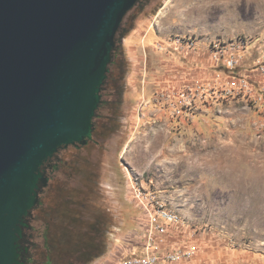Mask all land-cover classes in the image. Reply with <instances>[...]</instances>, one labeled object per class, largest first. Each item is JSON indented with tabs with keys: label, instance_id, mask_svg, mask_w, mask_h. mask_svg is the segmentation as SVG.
<instances>
[{
	"label": "rangeland",
	"instance_id": "obj_1",
	"mask_svg": "<svg viewBox=\"0 0 264 264\" xmlns=\"http://www.w3.org/2000/svg\"><path fill=\"white\" fill-rule=\"evenodd\" d=\"M118 49L105 133L47 214L80 211L68 248L80 264L142 255L136 181L181 217L165 242L193 251L182 264H264V0H140Z\"/></svg>",
	"mask_w": 264,
	"mask_h": 264
},
{
	"label": "water",
	"instance_id": "obj_2",
	"mask_svg": "<svg viewBox=\"0 0 264 264\" xmlns=\"http://www.w3.org/2000/svg\"><path fill=\"white\" fill-rule=\"evenodd\" d=\"M140 0H0V264H23L43 164L86 144L119 34Z\"/></svg>",
	"mask_w": 264,
	"mask_h": 264
},
{
	"label": "flooded vegetation",
	"instance_id": "obj_3",
	"mask_svg": "<svg viewBox=\"0 0 264 264\" xmlns=\"http://www.w3.org/2000/svg\"><path fill=\"white\" fill-rule=\"evenodd\" d=\"M114 80H116L115 74L113 75ZM113 94L111 86L105 83L102 89V103L94 119V131L88 142L61 148L43 164L42 170L49 177V181L46 186L41 187L39 202L26 218L29 225L24 228V238L20 241L23 248H27V251H23L21 256L23 264H80V261H77V249L68 248V244L64 241L67 236L64 225L69 222L74 228L78 229L82 222L78 219L81 217L80 211L77 213L75 211L74 215H68L60 211L53 216L54 218H48L47 214L56 202V191L61 181V177L58 176L64 174L67 170H74V165H81V163L86 162V151L89 150L90 144H95L98 147L99 138L105 133L101 126H98V121L105 119V116L101 113L111 103ZM76 204L82 208L79 203L75 202L74 205ZM51 221L56 224L57 231L52 230Z\"/></svg>",
	"mask_w": 264,
	"mask_h": 264
},
{
	"label": "built area",
	"instance_id": "obj_4",
	"mask_svg": "<svg viewBox=\"0 0 264 264\" xmlns=\"http://www.w3.org/2000/svg\"><path fill=\"white\" fill-rule=\"evenodd\" d=\"M182 41L186 42L187 47L193 46L194 40L192 39H176L179 44ZM221 52L222 55L227 53L225 49H221ZM225 60L230 65L237 61L235 56H226ZM130 191L133 198L132 202L137 204L144 217L141 237L143 254L117 255L108 258L107 261L96 260L92 264H182L183 259L190 258L193 251L189 250V248L168 249L170 244L166 245L165 242L167 238H173L171 236V228L181 224V217L162 204L152 191L144 189L138 182L135 181L131 184Z\"/></svg>",
	"mask_w": 264,
	"mask_h": 264
},
{
	"label": "trees",
	"instance_id": "obj_5",
	"mask_svg": "<svg viewBox=\"0 0 264 264\" xmlns=\"http://www.w3.org/2000/svg\"><path fill=\"white\" fill-rule=\"evenodd\" d=\"M121 31H122V29H121ZM118 54H119V49L117 47V49L114 52L113 62L111 64V69H110L109 76H108V79L106 81V84H110L113 81L114 67L116 66V63H117V58L116 57L118 56ZM90 251L93 254H92L91 258H89L88 263L90 261L95 260L97 258L96 256H98L101 253L99 248H97V249L96 248H92ZM81 255H83V254H81ZM94 257H96V258L94 259ZM79 258H81L83 260V257H79Z\"/></svg>",
	"mask_w": 264,
	"mask_h": 264
},
{
	"label": "crops",
	"instance_id": "obj_6",
	"mask_svg": "<svg viewBox=\"0 0 264 264\" xmlns=\"http://www.w3.org/2000/svg\"><path fill=\"white\" fill-rule=\"evenodd\" d=\"M133 236L138 240V236H137V235L133 234ZM134 237L128 239L129 244H130V247H133L134 244L137 242V240H136ZM121 246H122V245H121ZM111 252H112V251H108V252H107V256H108V257L111 256Z\"/></svg>",
	"mask_w": 264,
	"mask_h": 264
}]
</instances>
